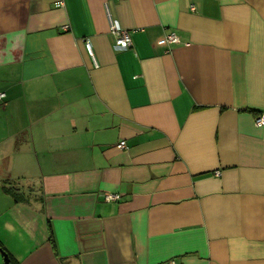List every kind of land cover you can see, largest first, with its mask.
<instances>
[{
    "label": "crops",
    "instance_id": "obj_1",
    "mask_svg": "<svg viewBox=\"0 0 264 264\" xmlns=\"http://www.w3.org/2000/svg\"><path fill=\"white\" fill-rule=\"evenodd\" d=\"M60 1L0 0L9 263L264 264V0Z\"/></svg>",
    "mask_w": 264,
    "mask_h": 264
},
{
    "label": "built area",
    "instance_id": "obj_2",
    "mask_svg": "<svg viewBox=\"0 0 264 264\" xmlns=\"http://www.w3.org/2000/svg\"><path fill=\"white\" fill-rule=\"evenodd\" d=\"M59 2L61 3L60 0H59ZM191 9H192V7H191ZM104 12H105V15H106L107 20H108L109 31L114 36L115 46L119 47V48L128 47L130 44L129 32L123 28L118 27L117 24L112 20L106 4H104ZM156 43L160 44V45L179 44L180 39H179L178 35H176L174 32H168V33L164 34L163 36H161L160 38H158L156 40ZM84 47H85L88 55L92 56L91 47H90V44L87 40H84ZM3 97H4V93L0 91V101L2 100ZM253 123L257 127L264 126V112H260V113L256 114L253 118ZM116 146L118 148H124L125 142L123 140H120L117 142ZM215 173H217V172H215ZM102 197H103V200H105V201H112V200H116L118 198V195L116 193H112V192H104ZM167 264H176V263L173 262L172 260H169L167 262Z\"/></svg>",
    "mask_w": 264,
    "mask_h": 264
},
{
    "label": "water",
    "instance_id": "obj_3",
    "mask_svg": "<svg viewBox=\"0 0 264 264\" xmlns=\"http://www.w3.org/2000/svg\"><path fill=\"white\" fill-rule=\"evenodd\" d=\"M0 253L3 256V264H10L7 254L4 251H2L1 249H0Z\"/></svg>",
    "mask_w": 264,
    "mask_h": 264
}]
</instances>
